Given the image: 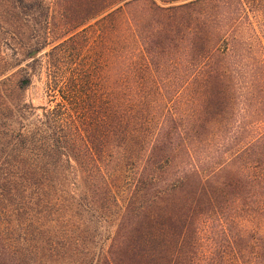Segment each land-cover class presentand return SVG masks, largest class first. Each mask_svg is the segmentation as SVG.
I'll return each instance as SVG.
<instances>
[{
	"label": "trees",
	"instance_id": "1",
	"mask_svg": "<svg viewBox=\"0 0 264 264\" xmlns=\"http://www.w3.org/2000/svg\"><path fill=\"white\" fill-rule=\"evenodd\" d=\"M6 10L0 264H264V0Z\"/></svg>",
	"mask_w": 264,
	"mask_h": 264
},
{
	"label": "rangeland",
	"instance_id": "2",
	"mask_svg": "<svg viewBox=\"0 0 264 264\" xmlns=\"http://www.w3.org/2000/svg\"><path fill=\"white\" fill-rule=\"evenodd\" d=\"M6 7H7V0H0V21H2V22L9 20V15H8L7 10H6ZM55 8H56V6H55ZM60 14H61L60 10L58 11V8H56L55 17H56L57 25H59L62 22ZM55 29H57V28L55 27ZM54 32H56V31H54ZM55 35L53 34L52 36L54 37ZM54 39L55 38H52V40H54ZM11 54H13V52H10V55ZM25 99L27 100V102H30V101L33 102V104L35 106H40V105L46 104V100L42 94L41 82H36L35 84H33L32 87H30L27 90L26 95H25Z\"/></svg>",
	"mask_w": 264,
	"mask_h": 264
},
{
	"label": "water",
	"instance_id": "3",
	"mask_svg": "<svg viewBox=\"0 0 264 264\" xmlns=\"http://www.w3.org/2000/svg\"><path fill=\"white\" fill-rule=\"evenodd\" d=\"M35 55H36V53H35V52H34V53H32V56H35ZM26 83H27V82L25 81V82H24V84H26Z\"/></svg>",
	"mask_w": 264,
	"mask_h": 264
}]
</instances>
